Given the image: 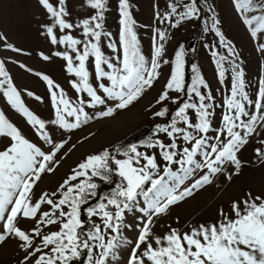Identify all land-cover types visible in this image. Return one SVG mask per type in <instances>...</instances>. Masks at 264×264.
Returning a JSON list of instances; mask_svg holds the SVG:
<instances>
[{
	"label": "snow or ice",
	"instance_id": "6c2138e0",
	"mask_svg": "<svg viewBox=\"0 0 264 264\" xmlns=\"http://www.w3.org/2000/svg\"><path fill=\"white\" fill-rule=\"evenodd\" d=\"M47 9L55 23L47 28L53 44L61 43L71 48L73 56L68 52L56 53L67 61V71L78 77V81L72 82V87L78 93H86L90 99H79L75 105L65 97L63 90L51 92V99L55 105V120L53 124L68 131L78 129L87 124L92 117L85 107L96 108L98 105L106 106L98 113V117H111L118 110H123L139 100L146 88H151L159 76L164 45L158 44L155 48V56L150 61L145 58L140 49V42L135 31L136 21L130 11L129 0H119L120 23L122 31L120 40L123 45L122 59L117 57L119 63L106 58L101 50L102 35H110L103 31L104 13L107 0H88L92 9L97 10L95 15L82 21L85 36L94 38L95 42L88 40L83 43V51L77 47L82 41L71 35H65L58 40L54 28L58 25L61 30L73 28V24L66 22L68 15L62 6L64 0H59L61 6L54 7L50 0H40ZM184 11H178L181 7L180 0L169 3L170 11L157 18L161 22L172 23L173 16H178L173 27L184 20L199 19L201 9L197 0H190L182 5ZM235 6L240 12L243 23L249 28L252 37L264 40V0H235ZM211 11V8H209ZM259 14H251L256 13ZM219 20L213 17L212 30L220 39V43L228 48L231 53L234 49L230 42L226 41L223 32L217 27ZM80 26V25H78ZM159 40L166 39V33L158 30ZM115 51V45L109 44ZM264 52V43L259 46ZM19 51V50H17ZM215 55V54H214ZM94 57L95 79L110 81V86L101 82L94 87L90 83V72L86 65L89 57ZM45 60L48 56L43 57ZM185 49L180 46L175 53V67L170 79L166 83V90L157 99L156 103L172 100L179 101V97L172 98L169 90L177 93L184 91V66ZM226 59L221 56L217 61L220 68V78L224 79L225 69L221 61ZM169 63L167 60L162 61ZM110 69V71L106 70ZM239 65L233 62L234 73L231 86V95L227 98L228 112L223 116L224 128L219 129L216 137L217 143L208 145L206 135L198 136L184 127H178V122H183L189 129H195L196 133L207 134L210 130L212 96L202 94L199 86L207 88L202 76L197 72L188 91L199 98L197 102H184L175 112V116L169 126H157L158 133H164L171 138V143L165 144L160 140L149 139L145 147L158 148L162 158L168 162L163 169V175H159L160 165L155 155H149L139 150L138 145L117 147L113 151L104 149L98 154L89 155L84 162L78 165V169L61 186L62 198L54 200L56 193H43L35 202L31 199L35 182L40 179L42 173L52 172L50 167L55 156L64 148L66 142L53 143L52 138L44 131L45 121L31 112L21 99V94L12 83L11 77L5 70L3 60H0V92L7 97L8 102L18 112L22 113L28 122L37 128L42 139L53 145V150L45 153L35 143L26 139L21 131L5 117L0 111V137L10 138L12 143L5 150L0 151V244L9 238L15 237L20 243L19 247L26 253L22 264L35 257L32 264H112L118 258L119 250L128 243L123 236L125 214L132 212L138 205V197H143L147 207L139 210L147 217L146 222L133 243L127 264H264V197L248 193V199L233 202L231 211L234 216H229L221 211L222 221L211 225H200L192 228L190 232L181 233L171 229L163 237L156 236L152 232L153 216L166 213L169 206L176 204L186 197L193 195V190H198L206 184H210L211 176L223 171L225 163L235 165L238 170L241 161L237 157L239 150L248 143L249 137L256 132L257 121L264 122V79L260 81L258 100L249 98L245 91L244 72ZM193 71H197L193 65ZM49 89L58 88L47 76ZM102 90V93L98 91ZM32 95V93H28ZM39 99V97H37ZM109 101L114 102L109 105ZM254 106V114L246 109V104ZM194 109L199 120L198 123L190 121L188 110ZM168 108L162 107L154 115L165 117ZM74 118V122L69 121ZM247 118V119H244ZM241 129V130H236ZM226 133V139L220 137ZM190 147H183L182 155L174 149H178L176 143L178 137ZM264 143V141H262ZM210 148V151L208 150ZM257 154L264 157V153L257 149ZM203 156V163L195 159L197 154ZM211 154H215L214 158ZM178 155L180 158H177ZM146 162V163H144ZM180 165L181 173L173 171L171 165ZM188 165V167H185ZM207 168V174L196 179L190 187L178 191L180 185L189 179L196 170ZM154 174L158 178H154ZM120 178L115 189L107 195L99 197L98 202L89 204L90 199L99 196L101 184L95 182L98 178L101 183L111 184L113 177ZM85 178L79 180V178ZM167 178V179H166ZM72 181H79L71 183ZM171 182V183H170ZM150 187H146L149 185ZM49 205L51 211H41L42 205ZM243 204V207H241ZM86 206V207H85ZM86 213L87 219L82 218ZM39 214V215H38ZM99 217L101 223L94 218ZM20 219H30L37 226L29 231L19 226ZM40 225H56L59 230L43 233ZM39 238L40 243H37ZM47 249V251H45Z\"/></svg>",
	"mask_w": 264,
	"mask_h": 264
},
{
	"label": "rangeland",
	"instance_id": "374dc122",
	"mask_svg": "<svg viewBox=\"0 0 264 264\" xmlns=\"http://www.w3.org/2000/svg\"><path fill=\"white\" fill-rule=\"evenodd\" d=\"M50 2L54 7L61 6L59 0H50ZM175 2L176 0H129L130 11L136 21L135 31L142 54L150 61L155 56V48L162 43L165 49L162 61H169L167 64L161 61V66L158 69L160 76L154 81L153 86L146 88L139 100L126 109L118 110L111 117H98V113L106 106L98 105L96 108L86 106L85 110L88 111L92 119L80 128L68 131L52 123L55 120V105L51 99V92L56 91L59 94L63 90L65 97L74 105L78 103L79 99H90L86 93H78L72 87V82L78 81L79 78L69 73L67 61L62 56L56 55L58 52H68L73 56L74 64H78L79 61L75 59L76 54L65 44L51 42L47 28L53 26L55 18L40 3V0H0V60L4 61L5 70L20 92L25 106L45 121L44 131L52 138L53 143L66 142L64 148L56 154L54 161L50 162V167L54 171L42 173L40 179L35 182L31 196L34 202L43 193H49V195L56 193V196L52 197L54 200L62 198V192L65 189H62L61 186L73 174V171L78 169V165L84 162L89 155L98 154L104 149L113 151L117 147L136 144L140 151L156 156L157 163L160 165L159 175H163V169L168 165V162L163 160L162 150L149 149L144 144L149 139L160 140L165 144L171 143L170 137L157 132V126H169L175 112L184 102L198 103L199 98L195 96V93H192L191 97L188 95L197 72L208 85L207 88L199 86L201 93L206 95L210 92L212 96L211 101H205L213 105L209 109L211 112L210 130L207 134H201L196 133L195 129L187 128L183 122H178L177 126L184 127L198 136L206 135L209 146L217 143L218 130L224 128L223 116L228 112L226 100L231 95L234 78L233 62L238 64L239 69L244 72L245 91L248 92L249 98L254 101L259 99L260 81L264 79V52L260 51L259 46L264 43V40L259 36L257 38L251 36L249 28L243 23V18L235 6V0H197L198 7L201 9L200 18L186 19L178 26L173 27L172 23H175L178 16H173L172 23H162L157 18V13L163 15L170 11L169 3ZM189 2L190 0H180L181 7L178 8V11H184L182 5ZM257 2L259 3L260 0ZM62 6L68 13L65 20L73 24V28L61 30L57 25L54 28V33L58 40L65 35H71L81 40L82 44L77 47L82 53L84 42L88 40L95 42L94 38L84 35L82 21L95 15L97 10L90 7L88 0H64ZM251 14H259V12ZM104 17L103 31L110 35H102L101 50L106 58L118 64L117 57L122 59L123 55V45L120 40L122 25L120 23L119 0H107ZM213 17L219 20L220 23L217 27L223 32L226 41L230 42V46L234 49L233 52L230 53L228 48L220 43L219 37L212 30ZM158 30L166 33L165 40H159ZM194 37L198 38L196 46L189 51L186 50L187 42ZM109 44L115 45L116 50L109 47ZM180 46L185 49L184 91L177 93L174 90H169L170 97H179L177 103L169 100L157 104V99L166 90V83L175 67V53ZM44 56H48L49 59L45 60ZM221 56L226 58L221 61L225 69L223 80L220 78V68L217 67V61ZM188 64H190L189 68H187ZM86 65L90 72V83L94 87L101 82L110 86V81H107L106 78L104 81L95 79L94 57L90 56ZM193 65L197 71H193ZM105 68L110 71L106 66ZM44 76L49 77L59 87L49 89L47 81L43 79ZM98 91L102 93V90L98 89ZM28 93H32V95ZM113 104L114 102L109 101V105ZM245 104L250 114H254V106L247 105L246 102ZM162 107L168 108V114L165 117L155 116L154 114ZM0 111L4 112L9 122L15 125L31 143H35L45 153L53 150V145L42 139L37 128L33 127L22 113L12 107L3 92H0ZM188 115L193 123L199 122L194 109H189ZM68 119L70 122H74V118L69 117ZM139 132L141 135L138 141L126 144L133 135ZM220 139L225 140L226 133ZM262 141H264V122L258 120L256 132L249 137L248 143L237 153L241 167L237 170L235 165L225 163L222 166L223 171L211 176L210 184L193 190L192 196L170 205L166 213L153 216L152 232L156 236L163 237L171 229L185 233L200 225L216 224L223 219L220 215L221 211L230 217L234 216L231 211L233 202L248 199V193H251L253 197H264V157L258 155L256 151L260 149L264 153ZM11 143L10 138L0 137V151L5 150ZM176 143L179 148L174 151H178L181 155L183 147H190L187 142L183 141L182 136L177 138ZM208 150L210 151V148ZM211 155L214 158L215 154ZM177 158L180 156L178 155ZM195 159L203 163L204 158L198 153ZM171 167L173 171L182 174L180 165L172 164ZM207 172V168L196 170L183 185H180L178 191L190 187L196 179ZM154 178H158L156 174H154ZM83 179L85 178H79V180ZM94 180L101 184L99 196L90 199L89 204H95L99 197L110 194L119 183L120 178L114 175L111 184L101 183L98 178H94ZM77 182L79 181L71 183ZM146 187H150V184ZM138 201L137 207L132 212L126 211L125 225L127 227L123 229V236L128 243L119 250L118 258L112 264H127L133 243L146 222L147 217L139 209L146 208L147 205L142 196L138 197ZM41 211H51V207L46 204L42 205ZM82 218L87 219L86 213L82 214ZM94 219L97 223H101L99 217ZM19 226L29 231L36 227L37 223L30 219H20ZM40 227L45 234L59 230L56 225H40ZM19 243L15 237H12L0 244V264H22L26 253L19 247ZM37 243H40L39 238H37ZM34 260L35 257H32L28 264H32ZM81 264H84L83 260Z\"/></svg>",
	"mask_w": 264,
	"mask_h": 264
},
{
	"label": "water",
	"instance_id": "95a60500",
	"mask_svg": "<svg viewBox=\"0 0 264 264\" xmlns=\"http://www.w3.org/2000/svg\"><path fill=\"white\" fill-rule=\"evenodd\" d=\"M197 42H198V38H196V37L190 39L187 42V48H186V50L189 51V50L193 49L196 46Z\"/></svg>",
	"mask_w": 264,
	"mask_h": 264
},
{
	"label": "trees",
	"instance_id": "16d2710c",
	"mask_svg": "<svg viewBox=\"0 0 264 264\" xmlns=\"http://www.w3.org/2000/svg\"><path fill=\"white\" fill-rule=\"evenodd\" d=\"M189 67H190V64L187 65V68H189ZM140 135H141V132H139V133L133 135V136H132V137L126 142V144H129V143H132V142H136V141H138ZM131 141H132V142H131ZM80 264H81V262H80Z\"/></svg>",
	"mask_w": 264,
	"mask_h": 264
}]
</instances>
